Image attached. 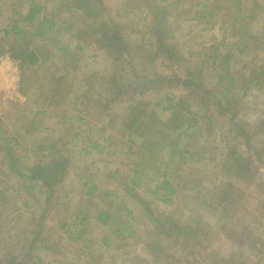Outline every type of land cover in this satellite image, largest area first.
<instances>
[{
  "label": "rangeland",
  "instance_id": "rangeland-1",
  "mask_svg": "<svg viewBox=\"0 0 264 264\" xmlns=\"http://www.w3.org/2000/svg\"><path fill=\"white\" fill-rule=\"evenodd\" d=\"M130 1L131 3L128 4L129 0H102L105 7L97 9L98 16H100L101 20L109 21L110 24H119L121 35L128 44L124 61L126 62L127 60L134 66L135 73L140 72L139 74L141 76L139 79L133 78V72L132 70H128V65L121 69L119 67L121 63L115 66L114 62H111L104 52L98 51L95 47V49L91 47L90 49H81V44L79 45V43H76L78 49L76 48L75 55L69 57L71 59L69 69H63L62 66L59 67L61 60L59 57L56 58L59 56V53L53 43L47 41L50 35L56 41L61 40V33L53 31L48 37L47 35L42 38L33 37L31 40L32 43L29 44L30 47L34 43H38L40 46L42 45L41 54L44 55L48 52V59H44L43 63L38 66H28L25 68V71H27L26 75L30 77L29 81L33 85V88L31 86L29 91L25 93L20 91L26 99H10V97L4 96L0 92V186L3 185L0 190L4 191L3 199L0 198V213L5 226V230L0 235V240L6 241L8 238L15 240L14 245L8 248L18 257V262L20 263L16 262V264H22V260L25 264H97L98 262V264H104V261L108 262L107 264H145L143 261L136 263V260H134L136 256L149 258V262H146L147 264H165L162 261L154 262L153 258L145 250L143 241L149 238V235L153 232V228L148 223L139 222L142 220L140 216L139 219H136L138 222H134L136 220L132 219V217L129 219L130 228L132 230L134 229L136 234L125 239L126 244L115 252L116 256L114 258H105L106 253H104L100 261H98L97 256L102 247L100 243L96 242L104 233L97 224L93 222L89 223L88 228L91 233L87 234H90L94 238L92 239L94 254L92 258L87 260V258L82 257L80 250L84 241L79 240V242H74L73 240H69V238L63 235L64 232L60 231V227H58L60 218L65 217V208L50 205L48 212L39 214L41 208L36 206L34 199H37L41 206L44 205L46 202L44 197L46 188L44 186L37 185L38 193L40 192L41 196L39 194L37 195V193L35 194L33 191L25 190V188L20 189V192L16 196L15 189L19 188L16 185L18 181L16 180L15 174L12 173V169L9 168L10 166L4 155L7 151V146L12 147L15 154L22 156L26 163H34L41 159V153L38 150V144L40 142L50 143L58 141V144L65 143L69 150L71 149V169L65 182L66 185H70L69 189L72 190L73 194H77V197L80 196L78 193L81 194V190L79 191L77 187H74V185H77V182L75 183L74 181L75 178L73 177L71 180L70 178L77 171L78 165L89 167L88 171L94 172V179L102 188L104 186L115 188L121 181L117 177L118 174L127 179L128 181L125 182L128 184L132 183L131 180H133L136 183L134 187L138 191L139 196L148 199L152 203V209L157 210V214H165L170 210L175 211L178 208L175 214L183 216V218H188L192 213L185 205L189 196H193L195 193H190L189 186L187 185L192 174L193 176L202 178V180L205 179L206 182L204 183L214 184L215 186H211L207 194H205V189H201L195 196L196 200L193 199L197 208L200 207L198 212H194L193 216L196 215L198 219H202L199 216H202L201 208L204 209L205 207L202 203L204 200L213 207L214 205L219 207V201L217 200L215 202V200L220 197L224 198L226 199V211L224 212H227L226 215L228 218L226 220L230 228H232L233 234L230 240L217 237L212 239L208 244L201 245L198 251V257L203 259L204 264H221L217 263V259L222 256L229 257V254L234 251L238 255L236 260L229 261V264H264V245L258 241L259 238L264 239V223L260 222L263 216H260V213L256 210L258 207L257 203L264 197V164L255 160L259 154L258 151L255 149L249 152L246 151V142L241 135L236 136V131L234 133L231 131L230 124L225 123V125H222L221 121L224 122L225 117L221 116L217 109L212 107L213 105L211 103V114L213 116L217 115L218 119L216 118L212 124H209L206 120L198 118L199 121L197 122L195 133L188 137L185 134H182L179 138L178 136L172 137L177 142L171 145L178 148V151L170 159V164L167 160V164L171 165L169 170L173 171L174 168L176 169V172L182 180V186L179 185L177 189L179 197H176L175 205L163 202L161 200V193H155V184L160 181L161 173L155 166L156 164L153 160H149L148 158L144 159L149 149H145L143 146L134 142L135 134L128 128H126L128 130L125 129L126 124L130 125L132 123V118L130 117L132 108H136L135 111L133 110V114L139 111L140 114L138 116L142 114L141 116L148 120V117L144 115L148 113L149 108L157 105H168L171 100V102L176 104L178 99L184 97L183 95L185 94V90L180 87V83H177L178 80L175 77L176 74L172 71V65L164 59V63L161 59H152L153 46L148 44L147 39L149 37L144 32L147 33L149 30L147 26L154 20L153 9L155 6L159 7V10H157L161 14L159 17H165L166 19L164 21L161 20V25H159V32L162 33V37L171 38L174 36L172 38L173 40L170 39L169 42L173 45L175 52L177 51V54L181 56L182 59L180 62L183 60H191L194 62L193 65L195 67L200 66L201 54L208 56L215 51H225L235 41V37L230 30V24L223 23V20H232L234 16H239L241 22L247 25L249 32L259 37L253 43L250 42L249 46H252V52L248 50L243 52L239 51L233 58L238 61L236 64L237 68L244 69L246 75L251 73V68L254 71L249 83L243 82V84H238L242 85L245 91L241 101H238L244 106L240 107L238 104V113L232 122L236 119L245 122L250 127H254L253 125H256L262 119L264 111V42H262V38L260 39V36L264 32V0H243L240 7L235 3V0H219V3L216 2L217 0ZM252 1L258 5L251 7ZM27 2L29 1L0 0V40L2 41L3 48H5V51L0 52V57L6 53L12 56L10 46H15V40L13 36H11L13 39L9 36H4L3 31L5 28L10 29L14 21L19 22V25L23 24L22 18L29 13ZM32 2L33 4H43L44 12L48 13L54 11L56 2L59 4L60 0H33ZM214 3H217V5H214ZM160 5L163 7L169 6V8L165 11L162 10ZM204 6L207 8H205L206 10L203 13L199 8H203ZM222 6L224 7L222 8ZM211 8H215L213 10L215 14H212V16L210 15L212 12ZM69 13V10L67 11L61 8L58 9L57 15H53L58 19L62 15V18H69ZM70 20L76 22V24L80 23L75 16L71 17ZM33 28L31 29L32 31H34ZM77 35H80L82 41L91 40L88 32H80ZM15 37L16 40H19L21 35H16ZM152 37L157 38L158 35H153ZM220 39L223 46L225 44L226 49L225 46H222L220 49H214L217 46L215 44H218ZM191 44H193L194 49L199 53L190 55L189 48ZM77 58L79 60H76ZM13 59L18 64L20 71V62L14 57ZM246 64L247 67H243ZM55 65L57 67L53 71ZM113 70L118 75L122 72L126 75V79L122 78L121 82L116 85L114 84L115 87L109 83L110 72ZM193 70H196V68H193ZM67 72L70 73V76H66L67 78L62 77ZM84 76L96 77V91L98 92L102 89V87L98 86L101 82L104 84L103 88L108 87L112 89V95L110 91L107 94L110 97V102L115 104L113 108H118L119 122L113 126L110 124L108 126L107 116L111 117L112 113L109 112L105 115L107 105L101 104L98 106V103L95 105L92 99L89 100L91 93L95 92V90H90L89 88L87 90L86 85H80L78 87ZM211 76V71L208 73L203 72L202 79L198 80V82H201L205 88H212L211 84H214V80L211 79ZM60 81L72 85L74 93L78 94L79 91H83V93L87 91L86 95H88V98L85 103L86 106L83 107V112H80L81 108L75 106L73 103L56 106H47L46 104L44 107H42L41 102L40 106L35 104V98L32 94L41 92V96L44 94L43 97L48 98L53 88ZM91 82H94L93 79L88 84ZM65 88L66 86L63 85L62 89ZM198 91L201 98L206 97L201 93V90L198 89ZM116 95L117 100L111 101L112 97ZM137 95L139 98L142 96V98L139 100ZM132 96H136V100H132ZM72 98L73 96L70 95L66 101H71ZM53 100L56 101L57 97L54 96ZM206 102H208L207 99ZM41 109L44 110L42 114L38 113ZM75 109H78L79 112H75ZM187 109L193 113H197L196 105L191 104V106H187ZM76 113H81L82 119H79L78 116L80 114L77 115ZM228 117H231V115L228 114ZM162 119H165V117ZM122 120H126L125 125ZM153 121L157 122L156 118L150 120L148 124L151 126V123H154ZM204 122L206 125L202 129L199 126H202ZM22 124L26 128L28 126L34 128V133L27 135L25 140H21V135L18 134V131L22 133L20 131ZM91 126H94L93 129H95L94 136H91L93 140H101L103 137L111 136V139L115 142L107 145V141H102L103 147L101 146L93 150L92 147H88L87 150H92L89 154L83 153L82 151L78 152L80 144L78 145V142L75 141L77 139L76 135H80L79 139L81 137L83 139L81 135L83 133L86 134L88 130L90 131L92 129ZM145 127L138 129L136 126V130L145 132L144 137L147 136L152 140L156 139V134L154 135L150 131V127L148 131H144L146 129ZM232 127L235 128L233 124ZM256 136L264 139L263 132ZM116 141L120 142L119 146L115 145ZM253 141H257V138L254 137ZM187 143L193 152L192 156L183 155ZM58 147L61 146L58 145ZM58 147L56 146V148ZM64 149L58 148L60 151ZM232 149H235L237 154H247L245 155L246 160L240 161L242 167L240 174L236 175L234 171L225 168L223 161L224 153H228ZM45 152L48 151L45 150ZM250 164L254 165L255 179L253 181L251 180L252 173L251 177L248 178L245 170ZM137 167L138 170L136 171ZM82 171H84V168ZM151 174L155 176L149 182L148 180H150ZM227 183L233 184L238 189L237 191L241 196L240 203H238L236 194L232 193V187ZM72 184L73 186H71ZM184 186L187 188L186 191H184ZM202 186L204 187V185ZM58 189L55 187L54 192L51 194L52 203L62 194L58 192ZM226 191H230V193L223 195V192ZM129 196L128 198H130ZM25 200L28 203H25ZM96 201L101 206L107 205V201L100 196H95ZM86 206L88 212H90L91 205L87 203ZM218 212L219 209L215 212L214 210L212 211L216 217L220 215ZM39 221L42 226L44 224V228L41 231L35 229ZM236 231L241 233L238 234ZM250 234L254 235L246 238ZM255 234H258L259 236H257L259 238ZM153 235L157 237L156 234ZM22 240L25 241L27 246L25 251L19 249ZM30 243H33V250H29ZM1 245L3 246V244ZM39 245L43 246L44 249L36 248ZM28 254L31 256L30 258L26 257ZM1 255L2 252H0ZM189 260L193 262L192 257ZM169 264L183 263L179 261V263Z\"/></svg>",
  "mask_w": 264,
  "mask_h": 264
},
{
  "label": "trees",
  "instance_id": "trees-1",
  "mask_svg": "<svg viewBox=\"0 0 264 264\" xmlns=\"http://www.w3.org/2000/svg\"><path fill=\"white\" fill-rule=\"evenodd\" d=\"M28 1L30 3L27 2L26 4H28L29 13H27L22 18L23 24L19 25V22L14 21L10 29L5 28L3 31L4 36H13L15 40V46H10V49L12 51V56L20 62L21 81L19 89L21 92L25 93L26 91H29L31 86L33 88V85L29 81L30 77L26 75L27 71H25V68L28 66H38L43 63L44 59H48V52H46L44 55L41 54L42 45L40 46L38 43H34L33 46L30 47L29 44L32 43V38H42L45 35L48 37V35L53 33V31L61 33V40L56 41L52 35H50V38L47 40L53 43L54 47L59 53V56L56 58L59 57L61 64H63H59V67L62 66L63 69H69L71 66V59L69 57L75 55V50L76 48L78 49L76 45L79 43V45L81 44V49H90L91 47L93 49H98V51L104 52L105 55H107V58L109 57L111 62H114L115 66L121 63L119 66L121 69L128 65V70H132L133 72V78L139 79L141 76L139 74L140 72L135 73L134 66H132L129 61H124L128 44L121 35V28L119 27V24H110L109 21H103L101 20L100 16H98L97 8L105 7V4L102 2V0H76V2L75 0H60V3L58 4L56 2L54 7V11L56 13L54 11L45 13L43 4H33V0ZM242 1L243 0H235V3L240 7ZM253 1L251 7L257 6L258 4L253 3ZM216 2L219 3V0ZM129 3H131L130 0L128 4ZM217 3H214V5H217ZM160 7L165 11L169 8V6L163 7L161 5ZM223 7L224 6H222V8ZM61 8L70 11L69 18H62V15L58 19L55 16L57 15L58 9ZM158 8L159 7L157 6L154 7V20L147 26L149 27V30L147 33L144 32V34H147L149 37L148 39L146 38L148 44L153 46L152 59H161V61L164 59L165 61H168L170 65H172V71L174 74H176L175 77L178 80L177 83H180V87L185 90V94L183 95L184 97L178 99L176 104L171 102V100L168 105H157L149 108L148 113L144 115L148 117V120L141 116L142 114L138 116L140 114L139 111H136L133 114V110L135 111L136 108H132L133 110L130 114L132 123L130 125L126 124L125 129L128 128L135 134L133 139L134 142L138 143L140 146H143L145 149H149L148 153L145 154L146 157L144 159L148 158L149 160H153L156 164L155 166L161 173L160 181L155 184V193H161V200L163 202L175 205L176 197H179V192L177 189L179 185L182 186V180L175 168L173 171L169 170L171 168V165H169L170 159H172L178 151V148L171 145L172 143L177 142L172 137L178 136L179 138V136L182 134H185L188 137L195 133L197 129V122L199 121L198 118L206 120L209 124H212L216 118L218 119L217 115L213 116L211 114V104L213 105V108L215 107L217 109L221 116L225 117L224 122L221 121L222 125H225V123L230 124L231 131H233V133L236 131V136L241 135L246 142V151L249 152L252 149L258 151L260 155L258 154L255 160L264 164V139L258 138V136H256L262 132L264 133V111L262 119H260L256 125H253L254 127H250L245 122L236 119L234 122H232L238 113V104L240 107L244 106L238 101H241L245 91L242 88L243 86L238 84H243V82L249 83L254 71L253 68H251V73L246 75L244 73V69L237 68L236 64L238 61L234 60L233 58L237 52L239 53V51L243 52L248 50L252 52V46H249L250 42L253 43L259 37L249 32L247 25L241 22V18H239V16H234L232 20H223V23L230 24V30L232 35L235 37V41L231 43L227 49L224 44L226 49L225 51H215L208 56H203L200 53V66L198 65V67H195L193 65L194 62L191 60H183L180 62L182 59L181 56L177 54V51L175 52L173 45L169 42V40L174 36L171 38L162 37V33L159 32V25H161V20L164 21L166 19L165 17H159L161 14L159 11H157L159 10ZM205 8L207 7L204 6L203 8L199 9L204 13L206 10ZM214 9L215 8H211V11L213 12ZM212 12L210 14L211 16L212 14H215ZM74 16L77 17V20L80 23L76 24V22H72L70 20V18ZM32 27H34V31L31 30ZM84 31L88 32V36L91 38L90 41H82L80 35H77L78 33ZM14 35H21V38L16 40ZM153 35H158V37L153 38ZM27 37H30V39L28 40ZM261 38L262 42H264V32L262 36H260V39ZM1 42L2 41L0 40V52L3 50L5 51V48H3ZM215 45L217 46L214 47V49H220L223 46L221 39L219 40V43ZM189 53L190 55H195L199 52L195 50L193 44H191ZM76 60H79V58ZM56 65L54 66L53 71H55L57 67ZM243 67H247V64L243 65ZM193 68H196V70H193ZM206 68L208 71H204ZM209 71H211V79L214 80V84H211L212 88H205L201 82H198V80L202 79L203 72L208 73ZM110 75L109 83L113 84L112 86L121 82L122 78L126 79V75H124L123 72L118 75V73L113 70L110 72ZM66 76L69 77L70 73L67 72L66 74L62 75V77ZM95 78V76H84L81 79V83L78 85V87L80 85H86L87 90L88 88L90 90H95L96 94L95 92H92L89 100L92 99V101L95 102V105L98 103V106L101 104H105V106L107 105L105 115H107L109 112L112 113L111 117L107 116V124L108 126L109 124L113 126L115 123L120 121L118 116V108H113L115 107V104L110 102V97L107 94V92L110 91L112 95L113 91L108 87L103 88L104 84L102 82L98 84V86L102 87V89L99 92L96 91L97 84L95 83ZM92 79L94 82L88 84V82L92 81ZM63 85L66 86L65 89H62ZM72 87V85H68L66 82L64 83V81H60L57 83L56 87L53 88L51 94L48 97H51L49 100L48 98L43 97L44 94L41 96V92L34 93L32 95L35 98V104H38L39 106L40 102L42 107L46 106V104L47 106H56L73 103L75 106H79L81 108L80 112H83V107L86 106L85 103L87 102L88 98V95H86L87 91H84V93L83 91H79L77 94L73 92ZM198 89L201 90V93L206 96L205 98L200 97ZM37 90L40 91L38 88ZM70 95L73 96L72 100L66 101ZM54 96L57 97L56 101L53 100ZM135 97L136 96H132L131 99L136 100ZM137 98H139L138 95ZM141 98L142 96L139 98V100ZM206 99L208 102H206ZM114 100H117V95L112 97L111 101ZM191 104L196 105L197 113H193L191 110L187 109V106H191ZM43 112V109L38 111L40 114ZM75 112H79L78 109H75ZM76 114H80L78 118L82 119L81 113ZM228 114L231 115V117H228ZM164 117L165 119H162ZM155 118L157 122L153 121L155 124L151 123V128L148 123L150 120H154ZM122 122L125 125L126 120H122ZM232 124L235 126V128L232 127ZM205 125L206 124L204 122L202 126L199 127L204 129ZM136 126L138 129L146 126L144 131H148L150 127V131L153 132L154 135L156 134V139L152 140L147 136L144 137L145 132H139L136 130ZM20 128L19 129L22 133H19L18 131V134L21 135V140H25L27 135L34 133V128L31 126L26 128L22 124ZM91 128L92 129L90 131L88 130L86 134L83 133L81 135L83 136V139L82 137L79 139L80 135H76L77 139H75V141L78 142V145L80 144V147H78V152L82 151L83 153L89 154L93 149H98L101 146L103 147L102 141H107V145L113 144L115 142L113 139H111V136L103 137L101 140H93L91 136H94L95 129H93L94 126H91ZM254 137L257 138V141L255 142L253 141ZM57 142L58 141L50 143L40 142L38 144V150L39 153H41V159L34 163H26L25 159H23L22 156H17L14 152V149L12 147L10 148L9 146H7V151L4 155L10 166L9 168L12 169V173L15 174L16 180L18 181L16 185L19 188L15 189L16 196L22 188H25V190L27 189L28 191H33L35 194L37 193V195L39 194L41 196L40 192L38 193L37 190V185L39 184L40 186H44L46 188V194L44 196L46 202L43 206L40 205V202L37 199L33 198L36 206L41 208L39 214L42 212H48L50 205H55L57 207H63L66 209L65 217L60 218V224L58 227H60V231H63V235L69 238V240H73L74 242H79V240L84 241L80 248L83 258H87V260H89V258H92L94 254V245L92 243V239L94 238L90 234H87L91 233L89 232L88 228V224L91 222L97 224L104 233L96 242L100 243V246L102 247L97 256L98 261L102 260L101 257L104 253H106L104 256L105 258H114L116 256L115 252L126 244L125 239L136 234L135 230L130 228V217L136 220L139 219L140 216L142 220L139 222L148 223L153 228V232H151L148 239L143 241V244L145 246V250L153 258L154 262L162 261L165 264H169L179 263L180 261V263L183 264H204L203 259L198 257V251L201 245H204L205 243L208 244L212 239L217 237L226 238L228 240L231 239L230 237L232 236L233 231L226 220L228 218L226 215L227 212H224L226 211V199L220 197V200H215V202L217 200L219 201V207H217V205H214L213 207L204 200L202 203L205 207L204 209L201 208L202 216H199L202 217V219H198L196 215L193 216L194 212H198L200 208H197L195 202H193V199L196 200L195 196L197 193H199V191H201V189H205V194H207L209 188H211V186H215L214 184L204 183L206 182L205 179L202 180V178H198L192 174L190 180L187 182V185L189 186L188 189L190 193H195L193 196H189L188 200L185 202V205L191 210L192 213L188 218H183V216H178L175 214L178 211V208H176L175 211L170 210L165 214H157V210L152 209V203L149 202L148 199L139 196L138 191L135 190L134 187L136 183L133 180H131L132 183L128 184L125 182L128 180L118 174L117 177H119L121 181L116 185L115 188H112L111 186H104L102 188V186L97 181H95L94 172L88 171L89 167L78 165L77 171L72 174V177L70 178V180L73 177L75 178L74 181L75 183L77 182V185H74V187H77L79 191L81 190V194L78 193L80 196L77 197V194H73L72 190L69 189L70 185H66L65 182L71 169V149L69 150L65 143L60 145ZM84 143L85 145H83ZM58 145L61 147H58ZM115 145L119 146L120 142L116 141ZM56 146L59 149H65L60 151L58 148H56ZM88 147H92V150H87ZM45 150L48 152H45ZM183 152L184 156H192L193 152L190 150L188 143L185 145ZM245 155L247 154H237L235 149L229 150L228 153H224L223 161L225 168L234 171L235 175L240 174L242 168L240 161L246 160ZM167 160L169 164H167ZM83 168L84 171H82ZM137 170L138 167L136 171ZM245 170L248 178L251 177L252 173L251 180L253 181L255 179L254 165L250 164ZM154 176V174H151V178L148 181L151 182ZM202 185H204V187ZM228 185L232 187V193L236 194L238 203H240L239 200L241 199V196L237 191L238 189L233 186V184ZM2 186H0V188H2ZM71 186H73V184ZM55 187H57V189L59 187L58 192L62 194L59 195L58 199L52 203L51 194L54 192ZM183 188L184 191H186L187 188L185 186ZM0 191H2L0 192V198L3 199L4 191ZM225 193L228 195L230 191L223 192V195H225ZM95 196H100L106 200L107 205H99L97 201L95 202ZM128 196L130 198H128ZM38 199L41 200L40 198ZM25 203H28V201L25 200ZM87 203L92 207L90 212H88V208L86 206ZM257 206L258 207L256 210L260 213V216H263L260 222L264 223V197L259 200ZM217 209H219L218 213H220L218 217L214 216L212 213L213 210L215 212ZM2 218L3 217L0 213V235L2 234V231L5 230ZM134 222H138V220ZM43 228L44 224L42 226L39 221V223L36 224L35 229H37V231H41ZM236 233L238 232L236 231ZM240 233L241 232L238 234ZM153 234H156L157 237H155ZM253 235L254 234H250L246 238H249ZM257 235L258 234H255V236L259 238V235ZM258 241L264 245L263 238H259ZM14 243L15 240L10 238H8L6 241L0 240V252H2V255L0 256V264H16V262L19 261L18 257L15 256V253H12V251H10L8 248L9 246L14 245ZM1 244H3V246ZM58 244L60 245L59 241ZM40 245L36 248L39 247L44 249V247ZM26 247L25 241L22 240V244L19 249L21 251H25ZM75 248L79 249L78 247ZM29 250H33V243H30ZM237 255L238 253L232 251L229 254V257L222 256L221 258L217 259V263L229 264V261L233 259L236 260ZM26 257L30 258L31 256L28 254ZM190 257H192L193 262H191L192 260H189ZM134 260H136V263L143 261L145 264H147L149 262V258H141L140 256H136ZM105 263L107 264L108 262L104 261V264ZM22 264H25L23 260Z\"/></svg>",
  "mask_w": 264,
  "mask_h": 264
},
{
  "label": "built area",
  "instance_id": "built-area-1",
  "mask_svg": "<svg viewBox=\"0 0 264 264\" xmlns=\"http://www.w3.org/2000/svg\"><path fill=\"white\" fill-rule=\"evenodd\" d=\"M19 67L11 54L6 53L0 57V92L10 99L19 98L25 100L26 97L20 92Z\"/></svg>",
  "mask_w": 264,
  "mask_h": 264
}]
</instances>
